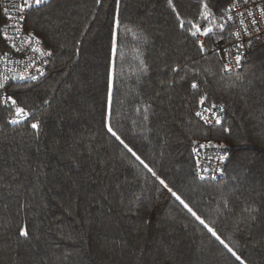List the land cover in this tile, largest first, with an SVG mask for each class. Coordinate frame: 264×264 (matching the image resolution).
Segmentation results:
<instances>
[{"label": "trees", "instance_id": "trees-1", "mask_svg": "<svg viewBox=\"0 0 264 264\" xmlns=\"http://www.w3.org/2000/svg\"><path fill=\"white\" fill-rule=\"evenodd\" d=\"M228 3L29 9L50 55L42 77L0 88V264H264V38L226 72L213 46L231 38ZM4 22L0 4L7 51ZM214 22L201 47L193 25ZM201 102L220 123L198 119ZM201 142L226 152L217 179L195 173Z\"/></svg>", "mask_w": 264, "mask_h": 264}, {"label": "built area", "instance_id": "built-area-1", "mask_svg": "<svg viewBox=\"0 0 264 264\" xmlns=\"http://www.w3.org/2000/svg\"><path fill=\"white\" fill-rule=\"evenodd\" d=\"M44 0H41L43 3ZM39 3V4H41ZM4 14L2 27L4 38L10 50H0V88L11 81V74L18 73L19 80H37L46 73V63L49 57V49L35 34L28 32L25 27L26 14L33 5H38L35 0H0ZM23 9V10H21ZM264 0H229L226 13V22L232 26L231 38H222L214 43L213 49L220 55L224 70L233 73L240 70L246 63L252 45L264 38ZM251 12L253 15H248ZM243 13V15H239ZM232 17V19H229ZM255 19L256 23H252ZM201 29L195 37L200 45L207 47V39L217 29L216 22L207 26L196 24ZM211 29L207 35L203 32ZM196 28L193 27V32ZM226 50V51H225ZM240 60L237 63L236 57ZM3 103L11 106L10 95L3 94ZM198 119L207 125H217L223 118L220 107L209 106L204 102L199 104ZM193 153L196 161L195 173L202 178L217 179L226 162V152L212 142L195 144Z\"/></svg>", "mask_w": 264, "mask_h": 264}, {"label": "snow or ice", "instance_id": "snow-or-ice-1", "mask_svg": "<svg viewBox=\"0 0 264 264\" xmlns=\"http://www.w3.org/2000/svg\"><path fill=\"white\" fill-rule=\"evenodd\" d=\"M244 2L247 3L248 0H244ZM35 3L39 4V3H41V0H35ZM204 7H205V9H207V4H205ZM21 10H23V9H21ZM261 12H264V9H261ZM205 15H207V12L205 13ZM239 15L242 16L243 13H240ZM248 15L251 16V15H253V14H252L251 12H249ZM229 19H232V17H229ZM252 23H256L255 19L252 20ZM180 26H181V27L184 26L183 22H181V25H180ZM193 26L196 28V31H194V32L192 33V35L195 36L197 32H200V31H201V29L199 28V26H196V25H193ZM210 31H211V29H208V30L204 31L203 34H204V35H207L208 32H210ZM201 47H203V45H201ZM225 51H226V50H225ZM49 54H50V53H49ZM239 60H240V57L237 56V57H236V61H237V63L239 62ZM225 70H230V69H227V68H226ZM196 86H197V85H196L195 83H193L192 87L195 88ZM13 103H15L14 100H13ZM17 114H18V115H19V114H26V113H25V109H24V108H18V109H17ZM197 115H201V113H197ZM13 122H15V121H13ZM31 126H32V128H34V129H36V128L39 127V125H38L37 123H33ZM108 130H109L110 132H112V134H113L114 136L116 135V133L112 131V128H111V127H109ZM130 150H131V149H130ZM133 154L135 155V153H133ZM137 159H140L139 156H137ZM141 162H143V161H141ZM149 171H151V169H149ZM153 175H155V172H153ZM160 182H161L162 184H164V186H165L166 188L168 187L167 184H165V182H164L163 180H161ZM168 190H169L170 192L172 191L170 188H169ZM172 194H173V195H176L175 192H173ZM176 199L179 200L181 204H184V207L188 208L189 211H192L191 208H189V206H188V205H187V204H186V203L180 198V196L176 195ZM193 215H196V214L193 212ZM196 218H197L198 220L200 219L199 216H197ZM201 223H204V221L201 220ZM209 231H212L213 235H217V234L215 233V231H213L212 229H209ZM21 234H22V235H27V232H26V231H22ZM217 239H219V236H217ZM221 243H223V241H221ZM229 251H232V249H229ZM233 255H235L234 252H233ZM237 259H240V257L237 256Z\"/></svg>", "mask_w": 264, "mask_h": 264}, {"label": "water", "instance_id": "water-1", "mask_svg": "<svg viewBox=\"0 0 264 264\" xmlns=\"http://www.w3.org/2000/svg\"><path fill=\"white\" fill-rule=\"evenodd\" d=\"M11 79H12L13 81H18V80H19L18 73H12V74H11ZM195 144H196V143H195Z\"/></svg>", "mask_w": 264, "mask_h": 264}, {"label": "rangeland", "instance_id": "rangeland-1", "mask_svg": "<svg viewBox=\"0 0 264 264\" xmlns=\"http://www.w3.org/2000/svg\"><path fill=\"white\" fill-rule=\"evenodd\" d=\"M225 21H226V19H225ZM225 21H223V24H225Z\"/></svg>", "mask_w": 264, "mask_h": 264}, {"label": "bare ground", "instance_id": "bare-ground-1", "mask_svg": "<svg viewBox=\"0 0 264 264\" xmlns=\"http://www.w3.org/2000/svg\"><path fill=\"white\" fill-rule=\"evenodd\" d=\"M6 40V39H5ZM6 43H7V41H6ZM7 45H8V43H7ZM9 46V45H8ZM11 49V48H10Z\"/></svg>", "mask_w": 264, "mask_h": 264}]
</instances>
